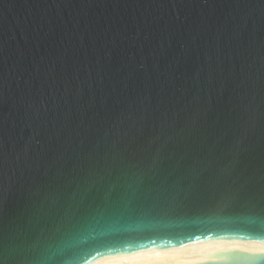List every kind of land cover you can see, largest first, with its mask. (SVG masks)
I'll return each instance as SVG.
<instances>
[{
	"label": "water",
	"instance_id": "95a60500",
	"mask_svg": "<svg viewBox=\"0 0 264 264\" xmlns=\"http://www.w3.org/2000/svg\"><path fill=\"white\" fill-rule=\"evenodd\" d=\"M253 238L264 0H0V264Z\"/></svg>",
	"mask_w": 264,
	"mask_h": 264
},
{
	"label": "bare ground",
	"instance_id": "6f19581e",
	"mask_svg": "<svg viewBox=\"0 0 264 264\" xmlns=\"http://www.w3.org/2000/svg\"><path fill=\"white\" fill-rule=\"evenodd\" d=\"M263 255V239H220L204 245L115 251L89 264H250Z\"/></svg>",
	"mask_w": 264,
	"mask_h": 264
}]
</instances>
